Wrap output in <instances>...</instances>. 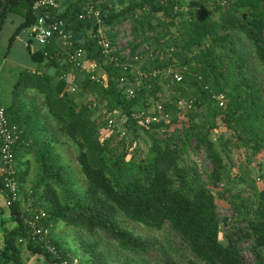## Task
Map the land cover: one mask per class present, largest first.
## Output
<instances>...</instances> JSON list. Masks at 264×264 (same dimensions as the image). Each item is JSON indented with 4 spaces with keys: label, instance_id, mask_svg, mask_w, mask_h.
<instances>
[{
    "label": "trees",
    "instance_id": "16d2710c",
    "mask_svg": "<svg viewBox=\"0 0 264 264\" xmlns=\"http://www.w3.org/2000/svg\"><path fill=\"white\" fill-rule=\"evenodd\" d=\"M59 1L57 16L71 30L73 48L104 70L107 81L46 57L52 45L32 49L28 39L35 67L18 71L2 105L21 133L13 145L18 198L8 206L15 224L3 231L0 264H33L25 251L40 257L36 264L50 260L29 232L21 200L47 214L46 237L62 258L78 254L53 230L60 222L76 229V264H248L240 247L247 241L251 264H264V187L257 186L264 180V0H104L99 6L107 24H129L131 54L145 47L133 61L143 76L133 65L123 70L104 61L89 36L95 21L78 18L83 1ZM31 5L0 0V30L9 14L21 18L7 47L35 23ZM109 36L114 43L116 33ZM168 67L180 80L164 72ZM136 79L128 96L124 88ZM180 98L191 106L178 109ZM157 102L169 123L144 121ZM101 110L122 119L127 140L98 119ZM139 138L147 148L137 158L132 150ZM58 146L72 151L83 186L72 181ZM197 150L207 169L191 158ZM236 150L243 152L240 161ZM216 199L232 217L219 218ZM120 216L166 234L160 241L141 236Z\"/></svg>",
    "mask_w": 264,
    "mask_h": 264
},
{
    "label": "built area",
    "instance_id": "2783aa9c",
    "mask_svg": "<svg viewBox=\"0 0 264 264\" xmlns=\"http://www.w3.org/2000/svg\"><path fill=\"white\" fill-rule=\"evenodd\" d=\"M83 5L81 11L78 14L80 19H92L96 23V28L93 29L89 36L92 38L97 46L101 48L104 56V61L107 63H114L115 65L121 66L123 70L128 67H133L137 69L136 62L139 61L141 51L145 50L144 46H139L138 54H131V48L128 44L132 37L130 35L129 24L126 21L121 22L119 25L111 26L107 24L103 17V9L100 8L99 4L104 0H81ZM167 1V0H165ZM31 7L36 15V21L31 26L29 37L33 39L39 46L52 45V51H44V55L48 58L55 59L59 63H67L73 70H80L90 73V78L97 81L100 84H106L107 73L101 70L99 66L96 65L94 61L87 59L84 56V51L81 48H73L72 32L67 28L65 21L57 16L61 13V3L59 0H31ZM177 7L175 6L174 9ZM187 9V6H184ZM139 9L136 10L138 14ZM118 32L117 42L111 41L109 33ZM127 34V40L122 39V37ZM116 38V37H115ZM133 61H136L133 63ZM99 69V72L97 70ZM162 71V70H161ZM140 76L144 73L137 69ZM166 74H173L175 80H180L181 76L177 71L171 67L164 70ZM159 70H153L151 74L153 76L157 75ZM136 84L128 85L124 88V92L131 96L133 90L138 87V79H136ZM121 83L125 80L123 77L119 79ZM76 86L72 84L69 87V91L73 92ZM218 105L223 106L225 99L222 94L215 96ZM95 104V103H93ZM191 106V101L184 98L177 100V108L180 110H186ZM147 116L144 117V121L149 120L153 122H159L163 120L165 123H169V116L167 113L163 112L162 104L157 102L152 106L148 107L146 110ZM98 119L105 122L106 127L117 134V138L127 140L126 130L121 126L122 119H117L105 110H101ZM21 130L18 126L10 124L5 116L4 108L0 105V184L1 190L4 195L5 204L7 206L11 205L14 200L18 198V186L15 179V170L13 167V145L16 143ZM199 155H192L191 158L197 164L199 168L205 167L202 157ZM206 163V162H205ZM208 166V165H207ZM209 167V166H208ZM207 167V168H208ZM206 168V169H207ZM26 213L24 221L29 228L31 236L41 244L50 254V260L41 259L38 264H76L77 258H71L69 254L62 258L59 252L56 250L55 246L51 244L50 240L46 237L48 229L43 223L46 219L47 214L42 211H32L29 207L24 208Z\"/></svg>",
    "mask_w": 264,
    "mask_h": 264
},
{
    "label": "rangeland",
    "instance_id": "374dc122",
    "mask_svg": "<svg viewBox=\"0 0 264 264\" xmlns=\"http://www.w3.org/2000/svg\"><path fill=\"white\" fill-rule=\"evenodd\" d=\"M188 1L189 0H185V2H188ZM18 21H19V16L13 15L12 13L9 14L7 19L5 20V23L2 27L3 29L0 33V103L1 104H6L8 102L9 96H10V89H11V86L14 80L16 79L18 71L22 69L23 67H29V66L30 68L35 67L26 49L27 41L30 38L29 37L30 28H25V29L20 30L15 36V39L13 43L11 44V46L9 48L7 47V38L9 35H11L15 27L18 25L19 23ZM128 37L129 36L125 34L122 37V39L127 40L128 42L129 40ZM117 39H118V32L115 38L116 42H117ZM29 45H30V48L32 49L41 47L33 40L30 42ZM146 148L147 146L145 142L142 140V138H139L137 139L136 147L133 148L134 150H132V153L137 158L143 157L145 155ZM58 149L63 157L64 162L68 164L71 170L72 181L75 182L76 179H78L80 185L83 186L85 184V181L83 180L82 176L79 173V168L77 166V163H76V160L74 158L72 151L64 146H58ZM194 153L198 154L199 155L198 157L203 158L204 156L203 152L199 150L195 151ZM233 155L237 159V161H240L243 158V152L240 150L239 151L236 150ZM203 161H204L205 167L207 168L208 166H207V163H205L204 158H203ZM17 163H18L19 170L20 171L23 170L22 161L18 160ZM201 168H203V166ZM257 186L259 188H263L264 180L258 179ZM23 203L24 201L21 200L22 206H25L24 208H26V206H28L29 204V201H27L25 204ZM216 203L218 206L219 218L223 216H227L229 218L232 217V212L230 211L227 203L219 199H216ZM120 222L123 226L130 229L134 233L139 234L144 237L151 238V239H156V241H160L162 238H164L166 234V230H167V229H163V230L150 229V228L143 226L142 224L130 221L129 219L123 216H120ZM226 228L227 226L221 224L222 231L225 230ZM53 231L56 236V239L60 242L63 241L64 242L63 244H65L67 247L70 248L71 253L78 254V255H74L78 257L80 254V249L78 247L76 229L72 226H66L65 224L60 222L55 226V229ZM248 244H249L248 241L240 244L241 254H242L243 260L247 262L248 264H251L253 261V256L246 249Z\"/></svg>",
    "mask_w": 264,
    "mask_h": 264
},
{
    "label": "crops",
    "instance_id": "0c3cea01",
    "mask_svg": "<svg viewBox=\"0 0 264 264\" xmlns=\"http://www.w3.org/2000/svg\"><path fill=\"white\" fill-rule=\"evenodd\" d=\"M13 15H15V14H13ZM20 19L21 18L19 17V21H20ZM2 29L0 30V33H1ZM9 36H8V38H9ZM8 38H7V46H8ZM34 49H37V48H34ZM1 105H3V104H1ZM23 204H25V203H23ZM9 217H10V209L5 204V199H4L3 193L0 190V244L2 242L4 229H6V228L9 229L12 226H14V224H15V222L13 220L9 219ZM23 257L28 258L29 262H31L33 264L38 262V260L40 259V257L38 255H31L28 251L24 252Z\"/></svg>",
    "mask_w": 264,
    "mask_h": 264
}]
</instances>
